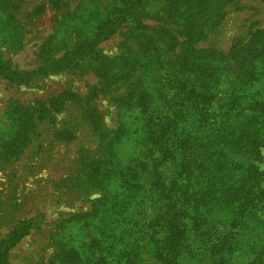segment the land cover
I'll use <instances>...</instances> for the list:
<instances>
[{
    "label": "trees",
    "instance_id": "trees-1",
    "mask_svg": "<svg viewBox=\"0 0 264 264\" xmlns=\"http://www.w3.org/2000/svg\"><path fill=\"white\" fill-rule=\"evenodd\" d=\"M230 1L77 0L72 8L71 2L56 0V32L43 43L46 49L58 43L48 51L55 62L29 74L70 70L92 72L100 79L91 97L70 89L58 96L87 105L82 106L84 115L99 133L106 156L94 166L89 182L103 191V211L119 213L109 226L121 223L124 235L115 242L118 253L109 254L114 259L101 255V264H252L246 251L250 247L257 254L248 243L247 227L254 221L264 229V171L259 166L264 147V28L228 52L198 45L208 36L207 28L224 19ZM20 8L0 0V28L5 39L14 37V44L25 30L17 17ZM150 18L157 26L148 25ZM123 23L124 51L108 56L99 42ZM63 48L66 54L57 58ZM168 52L173 57L165 65ZM5 64L0 52V77L8 76ZM224 73L232 77L227 92L220 94ZM123 85L125 92L114 97L119 109L139 110L136 126L123 121L110 130L90 102ZM60 110V105L44 106L41 114L16 108L18 132L0 149V160L16 154L13 148L26 141L29 129L44 120L53 124ZM180 115L183 119L176 120ZM182 124L186 126L179 133L176 128ZM57 136L71 141L75 135L67 128ZM130 136H141L142 148L123 160L119 144ZM112 185L130 188L131 196L124 200L119 191H111ZM226 192L230 198L221 200ZM221 222L226 230H218ZM31 226L30 220H22L0 241V264L8 263L10 251Z\"/></svg>",
    "mask_w": 264,
    "mask_h": 264
},
{
    "label": "rangeland",
    "instance_id": "rangeland-1",
    "mask_svg": "<svg viewBox=\"0 0 264 264\" xmlns=\"http://www.w3.org/2000/svg\"><path fill=\"white\" fill-rule=\"evenodd\" d=\"M10 1L21 5L17 17L25 30L18 44H14V37L5 39V29L0 28L1 58L6 61L8 72V76L0 77V149L5 150L9 139L18 132L13 123L16 108L30 113L39 110L41 114L44 106L55 109L60 105L61 110L53 124L44 120L29 129L26 141L13 148L16 154L11 159L0 160V241L18 222H32L28 234L10 251L7 264H101V255L108 261L113 260L110 255L118 253L115 242L124 235V227L121 223L114 228L109 226L119 213L106 214L103 211V191L89 182L94 166L106 158L100 148L99 133L84 115L82 106H87L85 103L60 100L58 96L70 89L81 96L91 97L94 87L100 85V79L92 72L76 74L70 70L46 76L30 75L43 63L53 65L55 62L48 51L55 49L58 43L47 49L43 43H48L56 32V16L59 15L55 10L56 0ZM64 1L71 2L72 8L77 4V0ZM41 5L45 10H40ZM224 9V19L207 28L208 36L199 46L228 52L236 42L247 41L255 29L264 28V0H231ZM146 22L150 26L158 24L154 18ZM126 30L125 23L115 28L110 37L99 42L98 48L108 56L119 55L124 51ZM64 49L55 56L63 57L66 54ZM166 56L165 65L173 55L168 52ZM231 77V73L220 77V94L227 92ZM125 89L126 85H123L94 100L92 98L90 102L96 105L102 123L110 130L123 121L130 128L136 126L139 110L119 109L114 97L124 93ZM176 101L180 102L181 98L176 97ZM182 119L180 115L176 120ZM185 126L178 125L176 130L181 133ZM67 128L72 129L75 136L71 141H62L57 131ZM140 141L141 136L137 140L130 136L119 144L123 160L131 158L142 148ZM259 166L264 171V147ZM115 187L112 185L111 191H119L124 200L131 196L130 188ZM230 196L226 192L221 200H228ZM224 225L221 222L218 230H226ZM255 226L254 221H249L247 237L257 254H252L249 246L246 254L250 255L252 264L254 261L264 264V229ZM227 228H231L230 225ZM251 233L254 234L251 236Z\"/></svg>",
    "mask_w": 264,
    "mask_h": 264
}]
</instances>
